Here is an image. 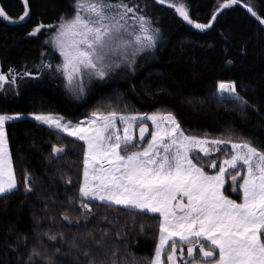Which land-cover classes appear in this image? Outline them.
Here are the masks:
<instances>
[{
  "label": "trees",
  "instance_id": "16d2710c",
  "mask_svg": "<svg viewBox=\"0 0 264 264\" xmlns=\"http://www.w3.org/2000/svg\"><path fill=\"white\" fill-rule=\"evenodd\" d=\"M178 1L200 23L216 14L212 27L201 30L185 22L170 0H134L160 30L155 47L144 50L131 68L92 83L86 98L78 101L58 68L47 67L61 63L47 32L29 35L38 24H55L71 15L74 0H28L27 7L23 0H0L15 19L29 12L21 22L0 17V72L14 81L20 77L18 86L14 81L0 85V114L55 113L80 121L94 111L113 109L172 112L189 135L247 140L264 150V26L243 7L256 5L253 10L264 16V0H240L218 13L223 0ZM219 81H235L248 104L218 99ZM6 131L20 188L0 198V264H25L33 248L52 256L54 264H87L84 250L98 261L115 250L116 264H133V258L135 264H148L161 217L83 199L84 142L29 118L7 123ZM54 146L64 153L54 155ZM25 171L32 177L28 194L23 190ZM230 196L240 201L239 195ZM81 200L91 205L92 213L78 207ZM45 233L64 236L50 241ZM35 264L47 261L37 258Z\"/></svg>",
  "mask_w": 264,
  "mask_h": 264
},
{
  "label": "snow or ice",
  "instance_id": "6c2138e0",
  "mask_svg": "<svg viewBox=\"0 0 264 264\" xmlns=\"http://www.w3.org/2000/svg\"><path fill=\"white\" fill-rule=\"evenodd\" d=\"M158 2L164 4L165 0ZM23 3L27 7L28 0H23ZM239 3L240 0H223L216 12ZM171 6L183 20L197 29L211 28L217 18L213 14L208 23H200L191 19L184 4ZM74 7L75 14L70 19L62 17L56 26L55 46L63 56V63L47 65L48 68L61 69L70 83L75 79L82 85L85 70L90 77L103 79L107 75V68L112 66L106 61L112 56L120 54L122 59L131 63L128 56L130 48L135 55L136 52L156 45L160 30L154 27L153 18L134 0H76ZM243 7L258 20L259 25L264 26V16H259L253 10L256 5L245 3ZM28 15L26 10L18 18L19 21ZM0 17L15 22L2 6ZM44 27L38 24L29 35L38 34ZM5 82L12 81L0 72V85ZM217 95L221 100L248 104L237 91L235 81H219ZM30 115L36 121L85 142L83 181L79 187L82 198L107 202L109 207L122 206L128 211L155 213L162 217L159 223V243L148 264H165L164 254L169 241H172L166 256L169 264H264V150L250 141L223 138L209 140L207 137L185 135L172 112L149 115L125 114L114 109L107 112L94 111L87 126L83 121L73 124L50 113ZM20 117V113L0 114V198L20 188L5 128L6 122ZM138 120L151 121L156 131L151 133L147 148L131 151L128 146L135 142L134 129ZM117 121L123 124V135L120 134ZM147 131L148 125L141 123L140 140L144 139ZM208 145L216 146V151L220 150V145H230L233 150L231 158L223 161L215 175L198 167L190 155L195 149L208 155L211 151ZM64 151L62 147H53V154L57 157ZM122 151L126 154L122 155ZM238 166L246 169V173L236 171L231 176V183L234 185L232 191L235 192L238 178L242 180L238 184L242 202L230 199L224 192L226 172L229 168L236 170ZM211 167L215 168L216 164L213 163ZM31 182V175L25 171L23 190L26 194L33 191ZM67 182L71 183V180ZM78 207L86 213L93 211L91 205L83 200ZM81 215L85 220L88 219L86 214ZM63 219L72 222L68 215H64ZM45 235L50 241H57L64 236L63 233ZM177 237L188 245L189 257H193L197 251L193 241L208 242L210 248H205L203 243L199 244V252L206 260H180L184 250L181 248L177 252L174 239ZM71 247L80 249L79 244ZM55 251L60 252V249L56 248ZM99 251L105 252V248L101 247ZM82 254L87 264H105V260L116 264L115 250L99 261L87 250ZM37 258L46 260L47 264H54L52 256L42 254L36 248L31 250L25 264H35Z\"/></svg>",
  "mask_w": 264,
  "mask_h": 264
},
{
  "label": "rangeland",
  "instance_id": "374dc122",
  "mask_svg": "<svg viewBox=\"0 0 264 264\" xmlns=\"http://www.w3.org/2000/svg\"><path fill=\"white\" fill-rule=\"evenodd\" d=\"M75 2H76V0H74V5H75ZM170 4L171 5L172 4H176L177 6H179L180 4H184L188 8V6L185 3L181 2V1H178V0H170ZM74 14H75V8H74V11H73V13L71 15H69L67 17H64V18L70 19ZM26 18L23 21H25ZM5 20L8 21V22H13V21H9L7 19H5ZM14 21L15 22H21V21H19V19H15V18H14ZM59 22H57L55 24H51L52 27H48L49 25H45V27L43 29H41V31L39 33L43 32V31L47 32V34L49 35V41H50L51 45L54 47V50L61 56V63L59 64V65H61L63 63V56L61 55L59 50L56 48L55 39H54L55 33H56V26L59 24ZM185 22H187V21H185ZM38 34H36V35H38ZM36 35H33V36H36ZM146 49H148V48H146ZM146 49H144V50H146ZM143 51L136 52L135 55H133L132 54L133 50L130 48L129 51H128V56H129V58L132 61L131 63H129L128 60L122 59L120 54L112 56L109 61H106V63H110V64H112V66L107 68V75L103 79L96 78L95 76L90 77L88 72L85 70L84 79H83L82 85L79 83V81H77L75 79L70 83L68 81V79H67V76L63 73V71L61 69H59V68H58V70L64 76V78L66 80V84H67L68 90H69V93L71 94V96L74 99L78 100V101H82V100H84L86 98L88 89H89V87L91 86L92 83H94L95 81H101V80H104V79L108 78L117 69L128 68V67L131 68V66H133V64L136 62V60L138 59L139 55ZM117 64L119 65L118 67L115 66ZM8 77H9V80L12 81V82L15 79V77H13V76H8ZM5 83H8V82H5ZM5 83H3V85ZM13 83H14L13 85L18 86V84L20 83V77L17 78V80H15ZM3 85H1V86H3ZM79 89H82V90H79ZM153 113H160V112H153ZM35 114H40V113H35ZM45 114H49V113H45ZM50 114H53L54 116H61L66 121H71L73 124L83 121L85 126H87L88 120L91 118V115H90L89 117H87L85 119H82L80 121H73V120H71V119H69V118H67V117H65V116H63L61 114H55V113H50ZM125 114H129V113H125ZM148 114L151 115L152 113H148ZM161 114H163V113H161ZM7 115H15V114H7ZM25 118H29V119H32V120L36 121L34 119V117L32 115H30V114H21V117L19 119L8 121V122H6V124L7 123H11V122H15V121H19V120H22V119H25ZM36 122H38L39 124H42V125H44L46 127H49L48 125H45V124H43V123H41L39 121H36ZM141 123H145V124L148 125V131L145 133V136H144L143 140H140V138H139V125ZM117 125L120 128V134L123 135V124H122V122L117 121ZM180 126H181V129L184 131L185 135H189L186 132V130L182 127L181 124H180ZM5 128H6V125H5ZM49 128H51V127H49ZM51 129L59 131V130H57L55 128H51ZM155 131H156L155 125H153L151 121H149V120L139 121L138 120L136 122V127L134 129L135 142H134L133 145H129L128 146L129 150H131V151H142L144 148H147L148 147V143L151 141V138H152L151 137V133H153ZM59 132H61V131H59ZM61 133H63V132H61ZM64 134L68 135L67 133H64ZM199 137H202V138L207 137L209 140L218 138V137H213V136H208V135L199 136ZM73 138H75V137H73ZM75 139H78V138H75ZM235 141H237V140H235ZM82 142H84V141H82ZM84 144H85V142H84ZM208 147L211 149V151L209 152L208 155H205L199 149L193 150L192 153H190V155H191V157L193 159V162L196 163L198 167L203 168L204 171L207 172L210 175H215L219 171V168L223 165V161L225 159H230L231 158L233 150H232L230 145H220L219 146V149H220L219 151L215 150L216 146L208 145ZM85 149H86V144H85ZM121 154L124 155L126 153L122 151ZM213 163L216 164L215 168L211 167V165ZM236 171H240L242 174L246 173V169L240 168L239 166H238V168L236 170H232V169L229 168L228 171L225 174L226 183L224 185V192H225V195L229 196L230 199H233L230 195H234V194L239 195L240 196V201H237V200L236 201L237 202H242V192L238 188V184L242 183V180H240L238 178L237 185H236L237 191H235V192L232 191V188L234 187V185H232V183H231V176L235 175ZM82 181H83V174H82ZM83 199L90 200L89 198H83ZM233 200H235V199H233ZM92 201H94V200H92ZM97 202H100V201H97ZM102 203H107V202H102ZM120 207H122V206H120ZM153 214H155V213H153ZM157 215H159V214H157ZM161 220H162V217H161ZM174 239L176 241L177 252L179 253L181 248H183V250H184V255L182 257H179L180 260L186 261V262L193 260V258H195L198 261L206 260V258L202 257V254L199 252V244L203 243L205 245V248H210L208 242L203 241V240H200L199 242L193 241V243L196 244L197 251L193 254V257H189L187 255V247H188V245L182 243L179 240L178 237L174 238ZM158 243H159V240H158ZM171 243H172V241H169V245H168V247H166V250H165V254H164L165 264H169V262L166 259V256H167L168 251H170Z\"/></svg>",
  "mask_w": 264,
  "mask_h": 264
}]
</instances>
